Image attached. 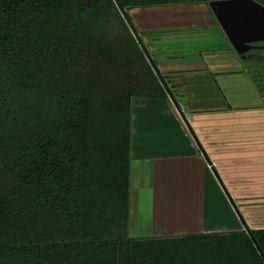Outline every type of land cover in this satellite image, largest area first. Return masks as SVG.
<instances>
[{
  "label": "trees",
  "instance_id": "obj_1",
  "mask_svg": "<svg viewBox=\"0 0 264 264\" xmlns=\"http://www.w3.org/2000/svg\"><path fill=\"white\" fill-rule=\"evenodd\" d=\"M216 1L0 0V264H264V230L129 237L133 101L174 99L131 13Z\"/></svg>",
  "mask_w": 264,
  "mask_h": 264
},
{
  "label": "crops",
  "instance_id": "obj_2",
  "mask_svg": "<svg viewBox=\"0 0 264 264\" xmlns=\"http://www.w3.org/2000/svg\"><path fill=\"white\" fill-rule=\"evenodd\" d=\"M131 17L174 99L133 101L129 237L264 230V107L241 59L205 6Z\"/></svg>",
  "mask_w": 264,
  "mask_h": 264
},
{
  "label": "water",
  "instance_id": "obj_3",
  "mask_svg": "<svg viewBox=\"0 0 264 264\" xmlns=\"http://www.w3.org/2000/svg\"><path fill=\"white\" fill-rule=\"evenodd\" d=\"M209 9L240 58L256 45L264 46V6L254 0H221L210 3Z\"/></svg>",
  "mask_w": 264,
  "mask_h": 264
},
{
  "label": "flooded vegetation",
  "instance_id": "obj_4",
  "mask_svg": "<svg viewBox=\"0 0 264 264\" xmlns=\"http://www.w3.org/2000/svg\"><path fill=\"white\" fill-rule=\"evenodd\" d=\"M261 48V46L260 45H256L255 46V49L253 50V51H251L250 53H248V54H246V55H252V54H254V53H257L258 51V49H260Z\"/></svg>",
  "mask_w": 264,
  "mask_h": 264
},
{
  "label": "rangeland",
  "instance_id": "obj_5",
  "mask_svg": "<svg viewBox=\"0 0 264 264\" xmlns=\"http://www.w3.org/2000/svg\"><path fill=\"white\" fill-rule=\"evenodd\" d=\"M133 16V15H132ZM134 17V16H133ZM219 32V34H220V36H223L224 34L223 33H221L220 31H218ZM223 34V35H222ZM225 38V37H224ZM226 39V38H225ZM230 47V46H229ZM243 65H247V64H245V63H243Z\"/></svg>",
  "mask_w": 264,
  "mask_h": 264
}]
</instances>
